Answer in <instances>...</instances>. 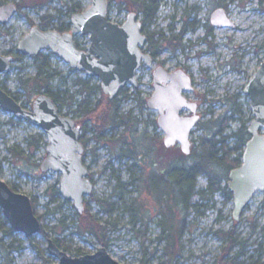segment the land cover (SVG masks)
<instances>
[{
  "label": "rangeland",
  "instance_id": "rangeland-1",
  "mask_svg": "<svg viewBox=\"0 0 264 264\" xmlns=\"http://www.w3.org/2000/svg\"><path fill=\"white\" fill-rule=\"evenodd\" d=\"M13 2L17 12L0 24V55H13L14 61L0 79L20 105L28 107L38 94L20 83L34 76L39 59L17 53V42L32 26L65 24L91 0H0V6ZM157 5L145 32L157 51L155 64L169 71L180 68L192 79L193 90L184 95L196 103L200 117L190 136L194 153L184 155L179 145L162 144L163 134L155 123L158 113L145 102L152 93L150 70L143 67L138 73V93L134 95L129 86L125 90L129 97L119 96L117 115L122 124L109 126L107 96L96 88L89 95L76 92L80 88L74 82L83 81L85 74L51 55L48 70L56 75L49 81L50 90L65 91L62 113L75 117L82 127L83 159L93 191L83 200L81 213L60 192H52L59 189L61 174L39 170L47 156L44 132L0 108V178L34 199L43 226V234L30 238L1 232L0 264L56 263L46 251L48 238L57 239L75 256L102 246L122 264H264V192L255 193L236 221L232 197L206 191V175L195 177L190 190V183H180L177 173L197 160L201 137H225L217 146L232 149L227 160L239 153L238 147L233 150L237 144L233 135L252 117L244 85L264 61V0H158ZM109 7L114 20H123L134 9L126 0H110ZM217 7L224 9L234 27L209 23ZM46 16L50 22L45 25L41 18ZM95 103L99 105L93 109ZM80 106L93 111L81 115ZM214 168L225 186L227 170ZM102 206L113 210L106 213ZM85 217L99 222L95 233L78 232V224L87 227ZM163 226L172 230L169 242Z\"/></svg>",
  "mask_w": 264,
  "mask_h": 264
},
{
  "label": "water",
  "instance_id": "water-1",
  "mask_svg": "<svg viewBox=\"0 0 264 264\" xmlns=\"http://www.w3.org/2000/svg\"><path fill=\"white\" fill-rule=\"evenodd\" d=\"M16 9L14 2L2 4L0 24L8 23ZM107 9V0H91L88 9L71 15V31L64 33L32 26L17 42L16 52L37 57L41 51L48 50L76 71H82L90 78L95 77L102 93L112 100L126 84L137 87L136 72L142 63L152 69L153 59L143 52L147 37L141 33V23L136 20L135 13H128L126 20L118 26L107 20ZM209 23L216 28L234 27L221 7L211 12ZM79 33L88 35L91 40L88 52L77 50L75 46L73 36ZM12 62V55H0V75L10 71ZM152 80L153 92L146 103L150 110L158 113L155 123L164 134L162 144L166 148L177 144L180 151L188 155L191 130L199 120L196 103L188 101L184 95L193 90L191 79L180 68L168 71L157 65L153 68ZM243 92L250 100L252 115L246 127L248 138L242 151L241 164L228 171L226 181L233 199L231 215L236 221L255 193L264 192V61L252 72ZM0 108L13 118L26 121L44 132L47 156L40 164V171L61 174L58 192L63 199L73 202L75 211L81 213L83 200L92 193L93 184L87 177L89 170L83 164L80 128L74 125L73 118L60 114L50 96L38 94L31 108L26 109L2 87ZM184 111L191 113L185 116ZM0 209L13 231L27 238L39 233L41 225L34 214L30 197L13 190L1 178ZM46 251L56 261L52 264H122L102 246L92 253L73 257L48 238Z\"/></svg>",
  "mask_w": 264,
  "mask_h": 264
},
{
  "label": "trees",
  "instance_id": "trees-1",
  "mask_svg": "<svg viewBox=\"0 0 264 264\" xmlns=\"http://www.w3.org/2000/svg\"><path fill=\"white\" fill-rule=\"evenodd\" d=\"M126 2L128 3V5L130 7H134L138 12H140L142 14V16H144L145 21H150L153 19L154 13L158 7V5H157L158 0L133 1V3H131L130 0H126ZM72 9L74 11L77 10V8L75 6L72 7ZM49 17L50 16H46V17L41 18L43 20V24L46 25L47 23L50 22ZM46 26H48V25H46ZM62 27L63 26L60 25V26L53 27V28L56 30L57 29L62 30ZM150 41H151V37H149V42ZM170 41L168 40L169 45L171 43ZM147 48L150 51L151 55L153 57H155L157 51L155 48H151V43H148ZM51 55L52 54L50 52L47 53L46 55L40 53L39 55H37V57H34L36 60L39 59L37 71L33 77H31L29 79L27 78V80H25V81H21L20 85L23 88L30 89L31 92H35L36 94H45L47 96H50L52 98V100L54 101V103L59 107V109H61V104H63V93L65 91L53 92L50 90V85H49V81L53 78V76L56 75V74H54V72H50L48 70V67L50 66L49 57ZM84 81L89 82L91 80L85 77V79L81 82L80 81L74 82L80 88V89H77L76 92L81 93V91L83 90V92H86L89 95V93L91 91L95 90V88L100 90V87L97 83L92 84V86H88L87 83H85ZM128 97L129 96H126L124 94L122 99L124 100L125 98H128ZM119 100L120 99L118 97H114L113 100H106V104H108V107H109L108 110L111 113L109 116L107 115L109 117V122L107 125H109V126H115V125L119 126L122 124V121H121L122 117L117 115ZM95 104L96 105L93 109H95L96 106L99 105L98 103H95ZM93 109H88L86 106H82V107L80 106L79 110L77 109V111L80 112L81 115H85L89 112H92ZM217 134H220V133L217 132ZM233 136H235V138L237 139V144L234 145L233 150H234V148L238 147L239 153L237 154V156H235V159H233L231 161L227 160V157H228V153H231L230 151H232V149L224 150L223 147H220L221 145L224 144L225 137H223L222 139H218V140L210 139L207 136L201 137L200 143H201V146L203 145V147H202V149H200L197 152V156H196L197 160L195 162H193L190 166H187V167L183 166L177 170V173L180 176V183H186V182H187V184L190 183V190H191L193 188L195 177H197L199 175H206L207 182H206L205 190L210 192V194H215V192H220L223 195H225L226 198L230 199L232 197V195H231L230 191L227 189V185H225V186L220 185L221 181H220V178L218 176L219 174H216L214 167H220L223 169L225 168L227 170V173H228V171L230 169L235 168L236 166H238L241 163L240 161H241V157H242V153H243L242 150L245 146V142H246L245 140L248 137L246 127L242 128L238 133H234ZM217 144H219L220 146H217ZM191 153H194L193 150H191L189 154H191ZM191 156H192V154H191ZM227 176H228V174H227ZM10 187L13 190L17 191L14 185H10ZM52 192H56L58 194V189H54ZM166 192H169V191H166ZM99 202H101V201H99ZM31 204L33 205V208H35L33 198L31 199ZM102 209L106 213H108V212L110 213L113 210V208L109 207V206L107 208L102 206ZM34 213H35V211H34ZM0 214H2L1 209H0ZM37 217H38V219H40V217L38 215H37ZM78 218L80 220L81 218H83V216L81 215V217H78ZM87 218H88L87 227L82 225L84 227V228H82L80 226V224H78V226H79L78 232L82 231V233L83 232H85V233L89 232V233L93 234V233H95V228L100 227L99 222H97L96 220H94L91 217H85L84 218L85 221H87ZM6 224H7L6 219L4 218V216H1V218H0V233L2 232L4 235H9L12 233L13 230L10 227H7ZM80 227L82 228V230ZM162 230L166 233L165 240L167 242H169L171 240L172 230H169L168 228H165L164 226H163ZM39 233L43 234V226L42 225H41V229H40ZM53 242L55 243V245L60 247L63 251L67 252V250L65 248L60 246V243L57 239L53 240ZM72 256H75V255H72Z\"/></svg>",
  "mask_w": 264,
  "mask_h": 264
},
{
  "label": "flooded vegetation",
  "instance_id": "flooded-vegetation-1",
  "mask_svg": "<svg viewBox=\"0 0 264 264\" xmlns=\"http://www.w3.org/2000/svg\"><path fill=\"white\" fill-rule=\"evenodd\" d=\"M133 1H142V0H130V2L131 3H133ZM91 3V2H90ZM89 6V5H88ZM110 0H107V7H108V9H107V16H106V18H107V20L109 21V22H112V23H115V24H117L118 26H121V24L126 20V15L128 14V13H131V12H134L135 13V16H136V20H138L140 23H141V27H142V30H141V33L142 34H144L145 35V37H147V41L145 42V44H144V49H143V52H146V53H148V54H150V56H151V58L153 59V65H154V67L155 66H157V64H155V59H154V57L151 55V53H150V51L148 50V48H147V46H148V43H149V35L145 32V24H146V21L144 20V16H142V14L140 13V12H138L135 8L134 9H131V10H128L127 11V13H126V15H125V18L123 19V20H114V19H112V18H110L109 17V12H110ZM86 9H88V7L86 8ZM86 9H84V10H82V11H85ZM82 11H78V12H82ZM78 12H76V13H78ZM74 14V13H73ZM73 14H71V15H73ZM71 15H70V17H71ZM70 17H69V19H70ZM60 25H62L63 27H62V30H56V29H54L53 27H51V28H44V27H40L42 30H46V29H54L55 31H59L60 33H64V32H68V31H71V19L69 20V21H67L65 24H59V25H57V26H60ZM57 26H55V27H57ZM73 41H74V43H75V46H76V48H77V50H81V51H85V52H88L87 51V49H88V47L90 46V43H91V40H89V36L88 35H83V34H81V33H79L78 35H74L73 36ZM8 54V53H7ZM12 57H13V60H14V56L12 55ZM146 68V70H150V72H151V80H152V71H153V69H148L143 63L141 64V66H140V68L138 69V71L136 72V74H135V77H136V81H138V86L137 87H135V88H133L132 87V89H133V91L131 90V92H133L134 93V95H135V93H138L136 90L138 89V87L140 86V84H141V82L139 81V78H138V73L142 70V68ZM69 68L71 69V70H74V71H76L74 68H72V67H70L69 66ZM78 72V71H77ZM78 73H84V72H82V71H80V72H78ZM2 75V74H1ZM1 75H0V78H1ZM85 77L86 78H88V79H95L97 82H98V80L95 78V77H87L86 75H85ZM98 85H99V87H100V83L98 82L97 83ZM152 85H153V80H152ZM129 86H131L130 84H126L123 88H121L118 92V95L116 96V97H118V98H120L121 97V95L123 94H125L126 96H128L127 95V91L125 92V90H127L128 89V87ZM0 87H2L5 91H7V93L11 96V97H13L14 98V100L16 101V102H18V96H16V95H13V94H11L7 89H5V87H3V85H2V82H1V79H0ZM101 90V89H100ZM152 90H153V87H152ZM153 92V91H152ZM121 94V95H120ZM152 94V93H151ZM150 94V95H151ZM149 95V96H150ZM120 96V97H119ZM148 96V97H149ZM147 97V98H148ZM146 98V99H147ZM113 100V99H112ZM146 102V101H145ZM19 103V102H18ZM20 104V103H19ZM31 104H32V102H31ZM31 104L27 107V106H22V107H25L26 109H28V108H31ZM56 105V104H55ZM57 106V105H56ZM146 106H147V103H146ZM58 107V106H57ZM58 110H59V113L60 114H63V115H65V116H67L66 114H64V113H62V110L61 109H59V107H58ZM183 115H185V116H188L189 115V113L187 112V111H184V113H183ZM69 117H72L73 118V120H74V125L75 126H79V128H80V135H81V130H82V127L78 124V123H76V118L75 117H73V116H69ZM155 122H156V119H155ZM156 125H157V123H156ZM80 137V136H79ZM80 141H81V137H80ZM46 143H47V141H46ZM82 143V145H83V148H84V144H83V142H81ZM82 159H83V155H82ZM83 164H85V166H86V168L88 169V167H87V165H86V163H85V161H84V159H83ZM40 166V165H39ZM40 168V167H39ZM40 170V169H39ZM89 170V169H88ZM88 175H89V172H88ZM87 175V177H88V179L90 180V178H89V176ZM91 182H92V180H91ZM92 184H93V182H92ZM31 199V198H30ZM67 253V252H66Z\"/></svg>",
  "mask_w": 264,
  "mask_h": 264
}]
</instances>
